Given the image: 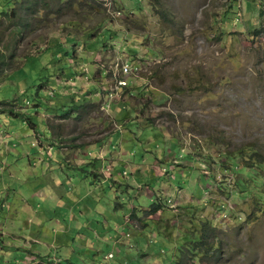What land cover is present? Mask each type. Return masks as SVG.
<instances>
[{"label": "rangeland", "instance_id": "rangeland-1", "mask_svg": "<svg viewBox=\"0 0 264 264\" xmlns=\"http://www.w3.org/2000/svg\"><path fill=\"white\" fill-rule=\"evenodd\" d=\"M33 1L0 0V264H264V0Z\"/></svg>", "mask_w": 264, "mask_h": 264}, {"label": "trees", "instance_id": "trees-1", "mask_svg": "<svg viewBox=\"0 0 264 264\" xmlns=\"http://www.w3.org/2000/svg\"><path fill=\"white\" fill-rule=\"evenodd\" d=\"M35 3H38V0H34L33 2H32V4L34 5ZM29 8H31V7H29ZM7 15H8V13H6ZM85 103H86V101L85 102H80V103H75L74 105H73V107L70 109L71 111H72V113L73 112H76V110H78V109H81V108H85ZM0 104H6V101H0ZM12 112V110L11 109H6V108H1L0 109V113H6V112ZM66 111V110H65ZM69 111V110H68ZM71 111H69V112H66L64 115L65 116H69V115H71L72 113H71ZM228 153H230V152H228ZM235 153H237L239 156H243L246 160L249 158V157H253L254 159H255V163L257 164V163H259V164H261V167L260 168H262L263 166H264V161H263V159H261V158H259V156L261 155V153L259 152V151H256L255 149L253 150H250L249 148H244V147H241V148H238V150L237 151H235ZM233 155V152L232 153H230L229 154V156H232ZM243 168H242V170H244L246 173H248V170L246 169L247 167H248V165L247 164H245L244 166H242ZM162 209V205H158V206H155V207H153V209L149 212V214H155V213H157L159 210H161ZM134 214V213H133ZM203 244H205L204 242H202V245Z\"/></svg>", "mask_w": 264, "mask_h": 264}, {"label": "built area", "instance_id": "built-area-1", "mask_svg": "<svg viewBox=\"0 0 264 264\" xmlns=\"http://www.w3.org/2000/svg\"><path fill=\"white\" fill-rule=\"evenodd\" d=\"M140 69V66L138 65H131L129 63H125L123 64V66L121 67V71L120 73L122 74V77L118 78L116 81H117V87H116V90H112L110 91V97H112V99L114 98L115 95H118V91L121 90V92L123 91V88H125L126 86H128L130 84L129 82V78H126V77H129L130 74L136 70L138 71ZM118 74V73H117ZM111 102V101H110ZM109 105V104H107ZM113 254L111 253L109 255V257H112Z\"/></svg>", "mask_w": 264, "mask_h": 264}, {"label": "crops", "instance_id": "crops-1", "mask_svg": "<svg viewBox=\"0 0 264 264\" xmlns=\"http://www.w3.org/2000/svg\"><path fill=\"white\" fill-rule=\"evenodd\" d=\"M0 115H2V116H6V113H1ZM10 116V115H9ZM12 117V116H11ZM14 118V117H13ZM134 212H132L131 214H133ZM158 213V212H157ZM131 214H130V216H131ZM154 214H148V216H147V218H149V219H153V217H151V216H153ZM142 217V216H141ZM140 216H136V218L137 219H140L141 218ZM146 224H143V227L145 226Z\"/></svg>", "mask_w": 264, "mask_h": 264}]
</instances>
